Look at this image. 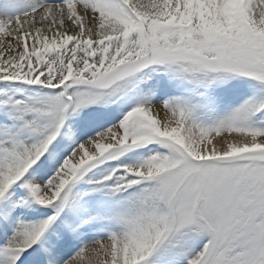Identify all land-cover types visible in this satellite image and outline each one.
Segmentation results:
<instances>
[{
  "label": "snow or ice",
  "instance_id": "obj_1",
  "mask_svg": "<svg viewBox=\"0 0 264 264\" xmlns=\"http://www.w3.org/2000/svg\"><path fill=\"white\" fill-rule=\"evenodd\" d=\"M0 264H264V0H0Z\"/></svg>",
  "mask_w": 264,
  "mask_h": 264
}]
</instances>
